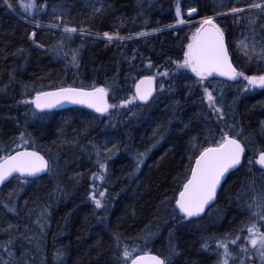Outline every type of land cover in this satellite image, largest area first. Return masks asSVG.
I'll list each match as a JSON object with an SVG mask.
<instances>
[{
	"label": "trees",
	"instance_id": "1",
	"mask_svg": "<svg viewBox=\"0 0 264 264\" xmlns=\"http://www.w3.org/2000/svg\"><path fill=\"white\" fill-rule=\"evenodd\" d=\"M10 2L25 14L17 0ZM178 3L182 18L194 23L157 32L177 24ZM36 4L37 13L25 17L48 28L19 20L0 0V155L34 149L50 161L53 171L27 184L14 179L0 189V264H117L120 250L114 234L121 238L120 249L135 245L137 254L164 257L170 233L179 253L172 264H218L224 251L218 243L227 244L229 264H262L248 242L247 226L251 220L264 231V221L251 216L246 204L264 198V172L254 162L257 150L264 149V89L245 91L247 81L241 77L194 83V74L177 70L173 62L182 61L200 21L212 17L225 33L237 71L264 75V0H36ZM233 7L244 11L232 13ZM191 8L196 12L189 16ZM105 32L116 40H107ZM165 71L167 77L160 75ZM145 76L158 80L152 102L140 105L135 100L106 116L69 108L39 113L42 119H34L33 105L23 103L39 91L95 85L107 87L111 104L119 105L134 96L135 84ZM203 87L213 92L223 109L220 126L233 124L234 132L242 129L249 147L214 205L198 219L179 222L173 220L174 200L199 152L189 141L198 137L206 146L205 130L217 124L215 117L205 119L210 110L202 100ZM21 132L30 134L34 143L22 144ZM113 144L119 146L115 155L107 152ZM145 152L137 170L135 158ZM100 163L106 165L104 179L93 180ZM100 192L105 193L103 198ZM92 194L105 207L97 209L89 198ZM57 250L63 253L60 261L54 258Z\"/></svg>",
	"mask_w": 264,
	"mask_h": 264
},
{
	"label": "snow or ice",
	"instance_id": "2",
	"mask_svg": "<svg viewBox=\"0 0 264 264\" xmlns=\"http://www.w3.org/2000/svg\"><path fill=\"white\" fill-rule=\"evenodd\" d=\"M3 2L11 7L9 0H3ZM20 7L24 12L31 14V10L37 7L36 0H26L22 2ZM252 8H262L260 4H252ZM242 8L231 9L232 13L243 12ZM193 12H196L195 8H191L188 15L191 16ZM176 17L178 24H185L186 21L181 17V9L177 4ZM39 27V25H37ZM66 32H75L74 28H65ZM35 32L32 33L34 37ZM104 37L111 41L113 36L109 33H103ZM140 35H146V33H140ZM122 39V37H117ZM35 42V41H34ZM243 43V41H241ZM247 45H245V48ZM247 54V53H245ZM261 59H264V50H262ZM73 66H77L76 54L73 55ZM177 70L186 69L190 71L197 80L194 83L203 85L205 81H208L210 77H225L227 80L235 81L238 77H241L244 81H247V87L252 89H264V75H245L243 72H238L233 67L229 58L228 49L225 41V33L222 28L215 22L214 18L208 17L200 22V25L191 34L186 44V49L183 51L182 61H174ZM167 77L169 73L167 71L160 73ZM154 77L145 76L138 83L135 84V94L131 98L121 100L119 105L108 103L107 97L109 96V89L107 87H96L93 85L91 90H86L83 87H60L55 91H39L36 93L34 99L23 101L25 104L34 106L35 111L32 112L34 119H42L38 114L44 113L46 110H51L57 106L62 105L64 102H68L76 105H84L85 107L92 109L94 112L101 116L110 113V109L126 108L129 104H132L135 100L147 103L152 98L154 91ZM163 89V85L160 86ZM202 100L207 102L209 108V114L205 116L206 120H211L212 117L216 118V127H207L205 130V145H200L198 137H192L189 141L190 147L193 151L199 148L198 155L195 156L194 164L188 169L190 175L183 182L182 190L179 191L178 196L175 197L173 209V220L183 222L191 220L192 218L200 217L207 206L210 205L216 199L217 190L221 186L222 179L230 170L237 169L242 165V159L245 157V153L248 150V144L245 143L242 138L243 130L233 131L235 125L225 123L224 126H220L219 122L225 120V114L223 109L218 106L216 98L212 91H209L208 87H203ZM114 126V125H113ZM187 127V125H185ZM225 127L228 129L225 131ZM218 133V138H217ZM19 141L22 144L34 143L31 141L30 134L26 136L24 132L20 133ZM158 142V141H157ZM17 147H20L18 144ZM95 147V145H93ZM118 145L113 144V147L107 149L108 153L115 155V151H118ZM3 151V149H0ZM258 158L255 159V163L264 170V149L257 150ZM99 151L97 156L99 158ZM107 155V154H106ZM145 153H138L136 156V169L143 163V157ZM110 158V157H108ZM189 161L192 160V156L188 157ZM99 162V161H98ZM248 163H253V158L249 157ZM99 174L93 173V180H103L104 173L106 172V165L104 163L99 164ZM52 165L48 159H46L39 152L33 150L15 151L14 154L5 153L0 155V185H3L10 177L17 179L21 184L29 183V178L40 179L41 174H52ZM15 174V175H14ZM58 191H63L59 189ZM99 196L103 198L104 192H100ZM240 194H237L239 199ZM95 204L97 209L105 207L101 199H97L95 194L89 197ZM7 207V206H6ZM246 207L249 209L251 216L258 217L261 221H264V198L257 201L253 198L252 203H247ZM178 210V212H177ZM13 211V209H9ZM46 212V210H45ZM45 213H42L43 216ZM39 223V221H38ZM43 227V225H40ZM243 230V229H242ZM247 232L249 234L248 242L252 248L256 250L260 257L262 264H264V231H261L257 227L256 223L249 221L247 226ZM173 234H169V246L167 255L161 257L160 255H150L147 253L137 254L138 249L135 245L129 247L127 244L120 249L121 238L118 234H114L115 245L119 251L117 257V264H172V259L179 255L177 246L172 240ZM146 239V237H141ZM236 239H239L237 237ZM233 244L236 243L234 239ZM206 247V245H205ZM218 248H223V253L219 255L223 259L218 260V264H229L228 257L230 255L227 244L218 243ZM7 250V249H5ZM242 252H247V249H241ZM63 253L57 250L54 254V258L60 261Z\"/></svg>",
	"mask_w": 264,
	"mask_h": 264
},
{
	"label": "water",
	"instance_id": "3",
	"mask_svg": "<svg viewBox=\"0 0 264 264\" xmlns=\"http://www.w3.org/2000/svg\"><path fill=\"white\" fill-rule=\"evenodd\" d=\"M228 49V48H227ZM229 53V52H228ZM229 58H230V56H229ZM230 61H231V59H230ZM234 67V66H233ZM155 79H154V87H155V91H154V93H153V96H152V98H150V100H149V102H147V103H143V102H140L139 100H136L140 105H148L149 103H151L152 102V100L156 97V95H157V91H158V80H157V78L155 77V76H153ZM144 78V77H143ZM143 78H141V79H143ZM210 78H221V79H225V80H227V78H225V77H219V76H217V77H210ZM141 79H139L138 81H137V83L141 80ZM259 89V88H258ZM55 90H57V89H55ZM55 90H49V91H55ZM87 90V89H86ZM134 94H135V88H134ZM107 99H108V103H110V99H109V96L107 97ZM34 107V106H33ZM69 108H82V109H85V110H89V111H91V112H93V113H95V114H97V115H100V114H98V113H96V112H94L92 109H89V108H87V107H85L84 105H76V104H71V103H68V102H64L62 105H60V106H57L56 108H53V109H51V110H46L44 113H50V112H55V111H61V110H65V109H69ZM111 110L112 109H110V112H111ZM105 115H107V114H105ZM105 115H103V116H105ZM101 116V115H100ZM22 150H28V151H33L34 149H22ZM22 150H18V151H22ZM35 151H37V150H35ZM37 152H39V151H37ZM15 153V152H14ZM14 153H12V154H14ZM40 153V152H39ZM41 155H43L42 153H40ZM44 156V155H43ZM45 157V156H44ZM46 158V157H45ZM258 158V157H257ZM47 159V158H46ZM242 162H243V159H242ZM255 162V161H254ZM255 165L261 170V171H263L264 172V170H262L261 168H260V166L259 165H257L256 163H255ZM239 167L240 166H238V168L237 169H234V170H230L229 171V173H227L226 174V176H225V178L224 179H222V181H221V186L218 188V190H217V196H216V199L213 201V202H211L210 203V205L209 206H207L206 207V209H205V212L200 216V217H202L213 205H214V203L216 202V200H217V197H218V194H219V192H220V190H221V188H222V186L224 185V183H225V181L227 180V178H228V176L231 174V173H233V172H235L236 170H238L239 169ZM15 175V174H14ZM48 174H41V178H43V177H46ZM40 178V179H41ZM12 180H14V178L13 177H10L9 179H8V181H6L3 185H0V189H2L4 186H6L7 184H9ZM34 180H38V179H35V178H29V181H34ZM200 217H196V218H192V219H198V218H200ZM147 254H150V255H156V254H152V253H147Z\"/></svg>",
	"mask_w": 264,
	"mask_h": 264
},
{
	"label": "bare ground",
	"instance_id": "4",
	"mask_svg": "<svg viewBox=\"0 0 264 264\" xmlns=\"http://www.w3.org/2000/svg\"><path fill=\"white\" fill-rule=\"evenodd\" d=\"M9 4L11 5V7H9L10 8V10L13 12V14L19 19V20H22L23 22H26L25 20H28L26 17H25V14L23 15L22 13H20L18 10H16V9H14V7L12 6V4H11V2H10V0H9ZM26 23H28V24H30V25H32V26H34V27H37V25H39V27H37V28H48V27H45V26H43V25H40V24H38V23H34V25L33 24H31V23H29V22H26ZM200 24V23H199ZM171 29H173V28H166V29H163V30H160V31H157V32H162V31H166V30H171ZM153 33H156V32H153ZM153 33H151V34H153ZM116 39H114L113 38V40H111V41H115ZM118 40V39H117ZM134 88H135V86H134ZM84 89H86V88H84ZM87 90H91V89H87ZM34 108V107H33ZM22 150V149H21Z\"/></svg>",
	"mask_w": 264,
	"mask_h": 264
},
{
	"label": "rangeland",
	"instance_id": "5",
	"mask_svg": "<svg viewBox=\"0 0 264 264\" xmlns=\"http://www.w3.org/2000/svg\"><path fill=\"white\" fill-rule=\"evenodd\" d=\"M22 2H26V0H17V4L19 5V7H20V4H21ZM178 5H179V3H178ZM20 9H21V11H22L23 13H25V14L28 15V16H32V14H33L34 12L37 13L36 8L33 9V10H31V14H30V15H29L28 13L24 12V10H23L21 7H20ZM192 14H194V12H193ZM180 18H182V16H181ZM182 19H183V18H182ZM25 21H26V22H29L28 20H25ZM200 22H201V21H200ZM29 23H31V24L34 25V23H32V22H29ZM193 23H194V22H193ZM193 23H185V24H183V25L177 23L175 26H172L171 28L176 29V28H180V27H183V26L192 25ZM199 25H200V24H199ZM54 29H56V28H54Z\"/></svg>",
	"mask_w": 264,
	"mask_h": 264
}]
</instances>
